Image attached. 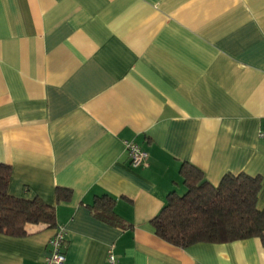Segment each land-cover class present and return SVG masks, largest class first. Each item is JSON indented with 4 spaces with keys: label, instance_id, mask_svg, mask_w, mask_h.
<instances>
[{
    "label": "crops",
    "instance_id": "obj_1",
    "mask_svg": "<svg viewBox=\"0 0 264 264\" xmlns=\"http://www.w3.org/2000/svg\"><path fill=\"white\" fill-rule=\"evenodd\" d=\"M260 129L264 0H0V162L9 193L55 212L0 232V264H43L56 225L63 264H108L111 245L119 264H264L257 236L181 247L150 222L185 192L184 162L213 184L260 175L264 208Z\"/></svg>",
    "mask_w": 264,
    "mask_h": 264
},
{
    "label": "trees",
    "instance_id": "obj_2",
    "mask_svg": "<svg viewBox=\"0 0 264 264\" xmlns=\"http://www.w3.org/2000/svg\"><path fill=\"white\" fill-rule=\"evenodd\" d=\"M180 174L185 192L171 191L161 210L150 220L159 237L181 247L253 236L264 242V208L258 207L260 175L226 172L213 184L189 162L182 163ZM9 177V165L0 162V232L23 235L28 222L55 225L54 206L38 196L26 198L9 193ZM70 196L69 188L56 187L57 199ZM103 196L96 199L94 207L111 219L112 198Z\"/></svg>",
    "mask_w": 264,
    "mask_h": 264
},
{
    "label": "built area",
    "instance_id": "obj_3",
    "mask_svg": "<svg viewBox=\"0 0 264 264\" xmlns=\"http://www.w3.org/2000/svg\"><path fill=\"white\" fill-rule=\"evenodd\" d=\"M258 137L264 138V129L258 130ZM126 152L130 164L133 166L146 164L147 152L136 142L126 140ZM65 230L62 225H56L50 238V250L43 264H63L65 261L64 238ZM106 259L108 264H119L112 245L107 249Z\"/></svg>",
    "mask_w": 264,
    "mask_h": 264
}]
</instances>
